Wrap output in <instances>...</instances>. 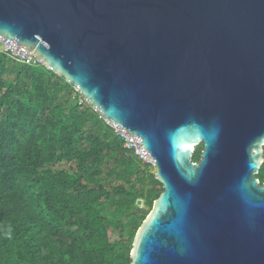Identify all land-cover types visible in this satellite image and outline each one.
<instances>
[{
    "label": "water",
    "instance_id": "water-1",
    "mask_svg": "<svg viewBox=\"0 0 264 264\" xmlns=\"http://www.w3.org/2000/svg\"><path fill=\"white\" fill-rule=\"evenodd\" d=\"M0 38L152 157L129 264H264V0H0Z\"/></svg>",
    "mask_w": 264,
    "mask_h": 264
},
{
    "label": "trees",
    "instance_id": "trees-1",
    "mask_svg": "<svg viewBox=\"0 0 264 264\" xmlns=\"http://www.w3.org/2000/svg\"><path fill=\"white\" fill-rule=\"evenodd\" d=\"M79 97L44 65L0 56V264L130 262L132 238L162 187ZM61 163L72 171L56 169ZM256 176L264 182V161Z\"/></svg>",
    "mask_w": 264,
    "mask_h": 264
},
{
    "label": "built area",
    "instance_id": "built-area-1",
    "mask_svg": "<svg viewBox=\"0 0 264 264\" xmlns=\"http://www.w3.org/2000/svg\"><path fill=\"white\" fill-rule=\"evenodd\" d=\"M0 56H5L12 61L26 65H31V66H36L40 64L43 65L42 62L37 60V56L33 51H31L29 55L21 54L1 38H0ZM112 127L115 130L116 134L123 140L124 142L123 146L125 149L132 151L140 161L150 164L151 166H154V161L148 152H140L134 141H132L130 138H128L126 135H124L114 126Z\"/></svg>",
    "mask_w": 264,
    "mask_h": 264
},
{
    "label": "rangeland",
    "instance_id": "rangeland-1",
    "mask_svg": "<svg viewBox=\"0 0 264 264\" xmlns=\"http://www.w3.org/2000/svg\"><path fill=\"white\" fill-rule=\"evenodd\" d=\"M83 102H84V99L83 98H81V97H79L78 98V103H82V104H80V106L82 107V106H86L85 104H83ZM87 103V102H86ZM88 104V103H87ZM93 110L96 112V113H99V111L98 110H96V109H94L93 108ZM100 114V113H99ZM100 117V116H99ZM101 118V117H100ZM107 123V122H106ZM109 124V123H108ZM109 125H111V124H109ZM72 165H69V164H65V163H61V164H59V165H56V169H71V171H72ZM103 170L105 171V172H107V166L106 165H103ZM147 172L148 173H150V174H154L155 173V167L154 166H151V167H149L148 168V170H147ZM141 177V175H134V177L132 178V181H137L138 180V178H140ZM104 183L106 184L107 182H106V180L104 179ZM112 183L115 185L116 184V180L115 179H113L112 180ZM122 183L123 184H125V185H127V183H125V182H123L122 181ZM142 200V202L140 203V204H137V206H139L140 208H146L147 207V205H146V203H145V200L144 199H141ZM108 208H110V207H108Z\"/></svg>",
    "mask_w": 264,
    "mask_h": 264
},
{
    "label": "flooded vegetation",
    "instance_id": "flooded-vegetation-1",
    "mask_svg": "<svg viewBox=\"0 0 264 264\" xmlns=\"http://www.w3.org/2000/svg\"><path fill=\"white\" fill-rule=\"evenodd\" d=\"M194 149V148H193Z\"/></svg>",
    "mask_w": 264,
    "mask_h": 264
}]
</instances>
